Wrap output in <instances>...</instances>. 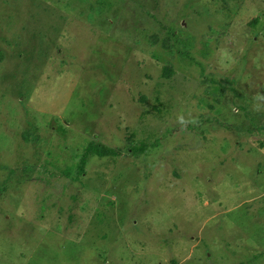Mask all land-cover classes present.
Segmentation results:
<instances>
[{
  "label": "rangeland",
  "instance_id": "1",
  "mask_svg": "<svg viewBox=\"0 0 264 264\" xmlns=\"http://www.w3.org/2000/svg\"><path fill=\"white\" fill-rule=\"evenodd\" d=\"M0 264H264V0H0Z\"/></svg>",
  "mask_w": 264,
  "mask_h": 264
},
{
  "label": "trees",
  "instance_id": "2",
  "mask_svg": "<svg viewBox=\"0 0 264 264\" xmlns=\"http://www.w3.org/2000/svg\"><path fill=\"white\" fill-rule=\"evenodd\" d=\"M256 21H257V18H256ZM90 151H92V152H94V153L102 154L101 151L99 150V148L96 147V146H94L93 144L90 145ZM103 154H104V153H103ZM103 154H102V155H103ZM86 157H87V156H86ZM84 159L86 160V158L84 157L82 163H85V160H84Z\"/></svg>",
  "mask_w": 264,
  "mask_h": 264
}]
</instances>
